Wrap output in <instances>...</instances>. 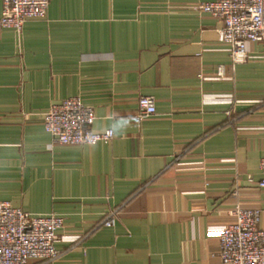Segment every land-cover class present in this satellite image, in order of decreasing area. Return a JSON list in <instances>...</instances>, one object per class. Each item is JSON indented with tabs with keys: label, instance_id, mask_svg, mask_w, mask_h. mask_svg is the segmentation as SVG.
Listing matches in <instances>:
<instances>
[{
	"label": "crops",
	"instance_id": "crops-1",
	"mask_svg": "<svg viewBox=\"0 0 264 264\" xmlns=\"http://www.w3.org/2000/svg\"><path fill=\"white\" fill-rule=\"evenodd\" d=\"M212 1L49 0L19 32L0 27V201L63 218L61 256L27 264H219L216 231L264 209V48L233 64L221 20L193 9ZM75 96L109 143L43 130ZM139 96L155 115L137 120Z\"/></svg>",
	"mask_w": 264,
	"mask_h": 264
},
{
	"label": "built area",
	"instance_id": "built-area-1",
	"mask_svg": "<svg viewBox=\"0 0 264 264\" xmlns=\"http://www.w3.org/2000/svg\"><path fill=\"white\" fill-rule=\"evenodd\" d=\"M49 0H1L0 27L19 32L30 19L46 15ZM194 10L219 18V43L227 46L233 64L247 59V44L264 48V0H215L193 6ZM216 75L223 76L217 66ZM151 96L137 99V120L155 115ZM94 114L78 96L51 105L42 115L43 130L54 141L64 145L107 144L113 138L112 128L94 132ZM259 188L264 189V157L259 162ZM234 222L216 231L219 243V264H264V209L235 208ZM115 212L101 222L104 227L114 224ZM63 218L55 214L32 215L0 201V264H27L29 260L51 263L61 253L55 247Z\"/></svg>",
	"mask_w": 264,
	"mask_h": 264
}]
</instances>
